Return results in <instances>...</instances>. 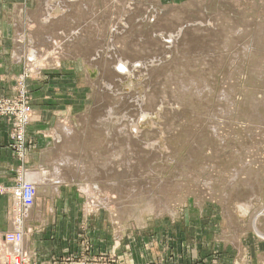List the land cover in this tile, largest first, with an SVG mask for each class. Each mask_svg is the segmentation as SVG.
<instances>
[{"label":"rangeland","instance_id":"obj_1","mask_svg":"<svg viewBox=\"0 0 264 264\" xmlns=\"http://www.w3.org/2000/svg\"><path fill=\"white\" fill-rule=\"evenodd\" d=\"M42 1L29 0L28 17L16 22L10 58L19 64L12 93L0 94L14 99L23 90L33 108L22 160L12 148L11 121L0 119L10 126L9 147L20 165L16 180L21 175L35 185L38 204L52 205L57 217L99 219L122 246L124 263L115 245L97 252L86 236L83 249L93 254L92 264H127L132 257L135 264H189L217 256L264 264V0H88L91 16L70 19L52 11L48 20ZM131 15L136 20L128 25ZM199 22L209 30L182 51V26L196 29ZM123 24L141 60L134 75L116 84L93 62L102 61L97 50L122 57V42L110 37L111 28ZM167 36L176 38L168 44ZM35 41L39 56L32 61ZM60 44L61 50L53 47ZM78 45L92 54L91 64L72 57ZM110 86L114 101L106 95ZM128 122L143 148L139 154L118 146ZM13 206L12 197L10 215ZM27 212L33 220L31 208L23 224ZM11 249L6 244L1 259Z\"/></svg>","mask_w":264,"mask_h":264},{"label":"crops","instance_id":"obj_2","mask_svg":"<svg viewBox=\"0 0 264 264\" xmlns=\"http://www.w3.org/2000/svg\"><path fill=\"white\" fill-rule=\"evenodd\" d=\"M29 0H0V94L8 95L12 93L13 86L10 85L14 69L19 64L14 57L15 46L11 45L14 37V29L19 18L28 17ZM13 44V43H12ZM35 47V43H32ZM35 49V48H34ZM31 49L29 55L34 52ZM18 50V49H17ZM30 60V59H29ZM10 126L6 121H0V184L13 186L16 183V177L19 170V162L14 158L13 151L9 147ZM40 197V196H39ZM38 197V199H39ZM37 204L32 208L33 220L29 217L26 220L24 231L25 238L23 251L30 258L31 264H92L93 254L85 253L82 244V238L88 236L97 244V252H109L111 246H114V253L120 263H124V253L122 246L118 247L115 237H108L107 228L100 227L99 219L73 217H57L52 205L49 208L41 207ZM12 205L11 196H0V259L4 250L5 241L3 235L12 230L9 222L10 208ZM51 215L53 219H51ZM26 217V218H27ZM3 246V248H2ZM2 249V250H1ZM83 250V251H82ZM201 251V246L196 247ZM205 256L204 253H202ZM82 260H81V259ZM95 260V259H94ZM234 264L237 258L232 256L202 257L189 264ZM102 261V260H101ZM100 261V262H101ZM99 264H102L99 263ZM135 264L132 257L131 263ZM137 264V263H136Z\"/></svg>","mask_w":264,"mask_h":264},{"label":"bare ground","instance_id":"obj_3","mask_svg":"<svg viewBox=\"0 0 264 264\" xmlns=\"http://www.w3.org/2000/svg\"><path fill=\"white\" fill-rule=\"evenodd\" d=\"M117 1V0H116ZM88 3V0H43L42 1V7H43V14H45V12H46V16H47V20H48V17H52L51 15L52 14H50L52 11H56V14H58V15H65V17H67V18H70V19H74L75 17H80L81 19L83 18V16L85 17V16H88V15H90V14H87V12H89L88 10L89 9H91V8H89V5L87 4ZM116 3H119V2H116ZM125 3V2H124ZM127 3V2H126ZM135 3V2H134ZM88 5V6H87ZM124 5V4H123ZM130 7H131V5H130ZM130 7H129V10H130ZM212 8V7H211ZM148 9V8H147ZM190 9V8H189ZM199 9V8H198ZM228 9V8H227ZM122 10H124V9H122ZM125 11V10H124ZM124 11H122V13L124 12ZM52 13H54V12H52ZM229 14V13H228ZM67 15V16H66ZM164 15V14H163ZM227 15V14H226ZM91 16V15H90ZM113 16H114V14H113ZM119 16H121V15H119ZM132 16L133 15H131V17L130 16H126V20H127V23H128V25H129V23H130V21L132 22ZM56 17V16H55ZM123 17V16H122ZM164 17V16H163ZM162 17V18H163ZM86 18V17H85ZM84 18V19H85ZM92 18V17H91ZM115 18V17H114ZM137 18V17H136ZM142 18V17H141ZM156 18H157V16H156ZM207 18V17H206ZM209 18V17H208ZM224 18V17H223ZM63 19V18H62ZM112 20H113V18H111ZM229 19V18H228ZM60 20H61V18H60ZM116 20V19H115ZM134 20H136V19H134ZM133 20V21H134ZM213 20V19H212ZM45 21V20H44ZM44 21H43V24H45L44 23ZM51 21V20H50ZM56 21H57V19H56ZM62 21V20H61ZM61 21H57V22H59V24H60V22ZM101 21V20H100ZM220 21H221V19H220ZM223 21H226V20H224L223 19ZM55 22V21H54ZM165 22V21H164ZM205 22H206V20H205ZM49 23V22H48ZM89 23V22H88ZM217 23H218V21H217ZM197 25L196 26H198V27H196V29H195V25L193 24V25H190L189 23H186V26H182L183 28H184V31H183V29H181V31H180V34H182V36H184L185 37V40L184 41H186V42H184V43H182L181 42V44H183L181 47H182V51H184V49H189L190 47H191V44H192V42L195 40L196 41V39L198 38L197 36H198V34L201 32V31H208L209 29H208V27L206 28V27H204L203 25H201L202 24V21H201V24H200V22L199 23H196ZM208 24H210V23H208ZM208 24H207V26H208ZM222 24V23H221ZM224 24V23H223ZM239 24V23H238ZM83 25V24H82ZM86 25V24H85ZM132 25H133V23H132ZM143 25V24H142ZM214 25H215V23H214ZM131 26V25H130ZM137 27H138V25H136ZM141 26V25H140ZM112 27V26H111ZM116 27V26H115ZM136 27V28H137ZM143 27V26H142ZM181 27V28H182ZM194 27V28H193ZM211 27V26H210ZM209 27V28H210ZM241 27V26H240ZM239 27V28H240ZM124 30H123V29ZM140 28V27H139ZM190 28H192V29H190ZM112 30V32H111V34H113V35H111V37L110 38H112L113 39V43L115 42V43H117V44H120L121 42H122V44H123V48H120L119 46H117V47H119L120 49H121V55H122V57L120 58V57H118V56H114V58H113V54H112V52H111V55H112V57L110 56V57H108V52H105V51H103V50H105V49H103L102 50V52H99V50H97L96 52H97V54L102 58V61H99V60H94V62L92 61V59H91V55H89L88 57L87 56H85L84 54H83V50L82 49H84V46L82 45H78L76 48H75V53H74V55H72V57H76V56H83L85 59H88V61L90 60L91 61V63L93 62L94 64H93V66L95 67V66H97L98 68V71L103 75V73H104V78H107V77H109V78H111V79H116V80H118V81H116V84L118 83L119 84V82L121 81V79L123 78L124 79V77H129V76H132V75H134L136 72V70H135V68L137 69V67H135V65L136 64H138V66H140V64H139V62H140V58H138L137 57V52L135 53V49L134 50H132L131 48H130V44H128V42H127V39L129 38V36L131 35V33H132V31H128V27L126 26L125 27V24H123V25H121L120 26V28L118 29V28H114V27H112L111 28ZM134 29V28H133ZM133 29H131V30H133ZM161 29V28H160ZM121 30H122V32H121ZM137 30V29H136ZM141 30V29H140ZM178 30V29H177ZM236 30V29H235ZM134 31V30H133ZM240 31V30H239ZM158 32V31H157ZM235 32V31H234ZM247 32V31H246ZM203 33V35H204V32H202ZM206 33V32H205ZM164 34H166V33H164ZM169 34V33H168ZM171 34V33H170ZM209 34V33H208ZM208 34H205V35H208ZM204 35V36H205ZM243 35V34H242ZM133 36V35H132ZM170 37V36H169ZM168 36H167V38H169ZM172 37V36H171ZM169 38L168 40L169 41H171V42H168V44H171L172 42H174L173 40H174V38H176V36L174 37H172L173 38V40H172V38ZM177 37L179 38L180 37V35L177 33ZM203 37V36H202ZM155 38V37H154ZM164 38H166V37H164ZM181 38V37H180ZM109 39V38H108ZM135 39V38H134ZM110 40V39H109ZM109 40H107V41H109ZM176 40V39H175ZM193 40V41H192ZM197 40H199V39H197ZM162 41V40H161ZM194 41V42H195ZM31 42V41H30ZM133 42V41H132ZM148 42V41H147ZM163 42V41H162ZM161 42V43H162ZM35 43V49H34V53L32 54V55H29V59L30 60H32V61H34L33 59H32V57L34 56V58H35V52L37 53V55L39 56V50H38V48H36L37 46H39V44H38V42L37 41H35L34 42ZM47 43H49V41H47ZM51 43V42H50ZM54 43V42H53ZM136 43V42H135ZM153 43H154V41H153ZM165 43V42H164ZM56 44V43H55ZM108 44V43H107ZM137 44H139V43H137ZM149 44H151L150 42H149ZM148 44V45H149ZM49 45V44H48ZM59 45V44H58ZM136 45V44H135ZM153 45H155V44H153ZM174 45H175V43H174ZM228 45V44H227ZM45 46H47V44L45 45ZM44 46V47H45ZM52 45L50 44V47H51ZM105 46H107L106 44H105ZM113 46H115V45H113ZM133 46H134V44H133ZM167 46H169V45H167ZM44 47H43V49H44ZM53 47H55L56 48V50H61V47H62V49H63V46H61V44H60V47L59 46H56V45H53ZM59 47V48H58ZM66 47H67V45H66ZM111 47V43L109 44V47H104V48H110ZM149 47H150V45H149ZM152 47V46H151ZM150 47V48H151ZM173 47V46H172ZM228 47V46H227ZM133 48H135V46L133 47ZM168 48V47H167ZM166 48V49H167ZM174 48V47H173ZM176 48V47H175ZM52 49V48H51ZM50 49V50H51ZM154 49V48H153ZM166 49H165V47H164V49H163V51H166ZM178 49H181V48H177V50ZM79 50V51H78ZM151 50H152V48H151ZM167 50H170V49H167ZM43 51V50H42ZM153 51V50H152ZM151 51V52H152ZM179 51V50H178ZM178 51H176L177 53H178ZM48 52V51H47ZM180 52V51H179ZM65 53V52H64ZM153 53V52H152ZM152 53H149V54H152ZM186 53V52H185ZM56 54H58V53H56ZM66 54V53H65ZM101 54V55H100ZM106 54H107V56H106ZM109 55H110V53H109ZM175 55V54H174ZM58 57L59 56H62V54L61 53H59L58 55H57ZM64 56V55H63ZM70 56V55H69ZM125 56H130L131 57V62H128V60H127V58H129V57H125ZM150 56V55H149ZM93 59H99V58H95V54L93 53ZM137 57V58H136ZM36 58H38V57H36ZM136 58V59H135ZM166 58V57H165ZM179 58V57H178ZM197 58V57H196ZM42 59V58H41ZM176 60H177V58H176ZM181 60V59H180ZM90 61H89V63H90ZM155 60H153V62H154ZM111 62H113V63H111ZM153 62H151V63H153ZM88 63V62H87ZM90 63V64H91ZM146 63H150V62H143V63H141V66H146V68L150 65H148V64H146ZM35 66V65H34ZM152 65H150V67H151ZM96 68V67H95ZM120 70V71H118V69ZM141 68V67H140ZM190 68V67H189ZM139 69V68H138ZM149 69V68H148ZM147 69V70H148ZM192 70V69H191ZM90 71V73L91 72H93V70H89ZM139 71H140V69H139ZM144 71V70H143ZM145 71H146V69H145ZM144 71V72H145ZM95 72V71H94ZM98 72V73H99ZM187 72H189V71H187ZM99 73V74H100ZM139 73V72H138ZM159 74H161V73H159ZM101 75V76H102ZM144 77V76H143ZM115 82V81H114ZM110 88H111V86H110ZM113 88V87H112ZM112 88H111V90H112ZM169 88H171V87H169ZM148 89V88H147ZM180 89V88H179ZM165 90V89H164ZM103 93V92H102ZM185 93V92H184ZM104 94V93H103ZM103 94H102V96H103ZM115 92H114V90H112L111 92H109V94H106V95H108L109 97H110V99H112L113 101L115 100L114 99V97H115ZM105 95V94H104ZM105 95V96H106ZM176 95V94H175ZM107 96V97H108ZM106 97V98H107ZM105 98V99H106ZM104 99V100H105ZM135 100V99H134ZM139 101V100H138ZM163 101H165V100H163ZM104 102V101H103ZM109 102H111V100H109ZM137 102V101H136ZM167 102V101H166ZM112 103V102H111ZM137 103H139V102H137ZM105 105V104H104ZM134 105V104H133ZM138 105V104H137ZM136 105V106H137ZM140 105H141V103H140ZM140 105H138V107L140 108L141 106ZM154 105V104H153ZM144 106V105H143ZM148 107V106H147ZM146 107V108H147ZM157 107H158V105H157ZM137 109V107H134L133 109V112ZM144 109V108H143ZM139 110L138 109V111H141V112H143L144 110ZM146 111V110H145ZM140 112V113H141ZM136 113V112H135ZM139 113V112H138ZM146 113H148V112H146ZM145 113V114H146ZM144 114V115H145ZM139 115V114H138ZM147 115V114H146ZM136 116V115H135ZM142 116V115H141ZM138 117V116H137ZM130 119V118H129ZM138 119V118H137ZM139 120V119H138ZM142 120V119H141ZM129 124H127V125H125V127L120 131V133H121V138H119V140H118V146H120V148L122 147L123 149H125V152L127 153V155L129 154V155H135L134 153H136V154H139V153H141V152H143V148L141 147V143L139 144L138 143V139H136L135 138V133L134 132H132L131 131V122H128ZM70 131H72V130H70ZM66 133H69L68 132V129H67V132ZM72 133V132H71ZM140 134V133H139ZM70 135V134H69ZM58 136H62V134L60 133V135L58 134ZM117 137V136H116ZM60 138V137H59ZM59 138H58V141H59ZM139 138V137H138ZM142 139H140V141H141ZM137 144H139V146L138 145H136V143ZM135 143V144H134ZM58 145V144H57ZM143 147H144V145H142ZM57 148H58V146H57ZM135 148H140L139 150L137 149V150H135ZM126 155V156H127ZM54 157H58V154H55L54 155ZM127 157H129V156H127ZM110 167V166H109ZM112 170V169H111ZM108 172V171H107ZM114 173V172H113ZM65 174L67 175V177H68V179L69 180H75V179H72V178H74L72 175H74V173H73V171H65ZM109 177V176H108ZM106 183V182H105ZM60 184V183H59ZM91 192H94V191H91ZM2 250V249H1Z\"/></svg>","mask_w":264,"mask_h":264},{"label":"built area","instance_id":"obj_4","mask_svg":"<svg viewBox=\"0 0 264 264\" xmlns=\"http://www.w3.org/2000/svg\"><path fill=\"white\" fill-rule=\"evenodd\" d=\"M20 103V104H19ZM33 108L28 96L20 91L17 98L11 99L0 96V119L5 118L12 123V148L21 160L25 155V147L28 143L26 130L31 123ZM10 195L14 199L11 212L12 230L3 235V241L10 251H6L0 264H31L30 258L23 251L25 238L23 215L25 211L34 207L37 199V188L35 185L25 183L21 175L13 187L0 184V196Z\"/></svg>","mask_w":264,"mask_h":264}]
</instances>
